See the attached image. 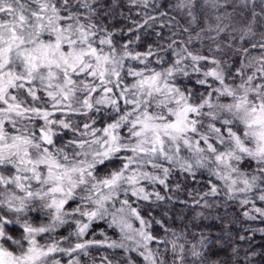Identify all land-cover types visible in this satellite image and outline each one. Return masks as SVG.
<instances>
[{
  "label": "snow or ice",
  "instance_id": "1",
  "mask_svg": "<svg viewBox=\"0 0 264 264\" xmlns=\"http://www.w3.org/2000/svg\"><path fill=\"white\" fill-rule=\"evenodd\" d=\"M259 5L126 0L125 30L101 0H0V264H228L154 210L199 174L193 207L264 223Z\"/></svg>",
  "mask_w": 264,
  "mask_h": 264
},
{
  "label": "trees",
  "instance_id": "2",
  "mask_svg": "<svg viewBox=\"0 0 264 264\" xmlns=\"http://www.w3.org/2000/svg\"><path fill=\"white\" fill-rule=\"evenodd\" d=\"M101 2L105 5V8L102 9L104 13V22L107 23L109 27L120 28L123 26L126 30L127 26L130 25V21L120 16L121 12H124L126 16L129 14L125 6L126 0H119V6L116 8L111 7L112 0H101ZM259 6V0H257V8ZM131 15L138 19V17H135L134 11ZM117 38L119 39V37ZM154 39V36L142 37V42L139 45L140 50H143L144 46L147 43H151ZM175 180H178L182 185V189L175 193V200L164 203L160 208L155 209L154 215L159 218L162 216L163 212L167 211L169 218L166 222L177 231L184 229V226L187 225V230L190 232L195 231L198 234L203 231L214 239L219 238L225 245L219 252V258L227 259L228 264H233V259L230 257L232 248L238 249V257L235 258L236 264H245L246 257L254 261L255 264H264V256L261 255V253H264V235L259 231H251L253 228L259 229L264 227V223H261L260 220L249 221L244 219L242 215H240V210L235 207L226 209L223 205L216 206L215 204L210 208L200 207L198 205L193 207L191 203L192 198L189 197L188 193L192 192L193 198H198V193H202L207 187L205 176H200L198 174L197 179L193 180L190 177L185 179L177 175V177L174 178V182ZM181 201H188V203H181ZM200 211H203V214L197 215ZM221 217L223 218V222L220 219ZM225 223H227L228 227L227 233L222 232ZM103 228H106V225L101 222L96 226V231ZM108 231L109 234H111V230ZM241 235L247 238L245 240H240ZM96 238L101 239L98 235ZM190 238H192L191 235ZM196 239H198V235ZM102 252H104V250L94 252L93 254L99 258V254ZM253 253H255V255H253Z\"/></svg>",
  "mask_w": 264,
  "mask_h": 264
},
{
  "label": "rangeland",
  "instance_id": "3",
  "mask_svg": "<svg viewBox=\"0 0 264 264\" xmlns=\"http://www.w3.org/2000/svg\"><path fill=\"white\" fill-rule=\"evenodd\" d=\"M229 10H231V9H229ZM260 10V6L257 8V11H259ZM200 214H203V211H200L199 212ZM101 254V253H100ZM100 254H99V256H100Z\"/></svg>",
  "mask_w": 264,
  "mask_h": 264
}]
</instances>
